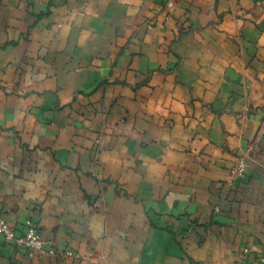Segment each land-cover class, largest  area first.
Masks as SVG:
<instances>
[{
    "label": "crops",
    "instance_id": "0c3cea01",
    "mask_svg": "<svg viewBox=\"0 0 264 264\" xmlns=\"http://www.w3.org/2000/svg\"><path fill=\"white\" fill-rule=\"evenodd\" d=\"M0 218L76 255L0 264H264V0H0Z\"/></svg>",
    "mask_w": 264,
    "mask_h": 264
},
{
    "label": "built area",
    "instance_id": "2783aa9c",
    "mask_svg": "<svg viewBox=\"0 0 264 264\" xmlns=\"http://www.w3.org/2000/svg\"><path fill=\"white\" fill-rule=\"evenodd\" d=\"M245 165L240 161L233 169L232 174L239 177L244 173ZM0 238L11 243L16 248L26 251L28 256L34 254L45 257L64 256L67 258H76V255L70 250H57L50 240L45 239L35 228L26 225V228L20 235H16L12 227L0 218Z\"/></svg>",
    "mask_w": 264,
    "mask_h": 264
}]
</instances>
